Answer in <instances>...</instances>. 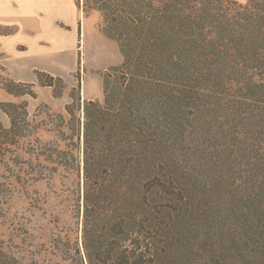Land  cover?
<instances>
[{
    "label": "trees",
    "instance_id": "16d2710c",
    "mask_svg": "<svg viewBox=\"0 0 264 264\" xmlns=\"http://www.w3.org/2000/svg\"><path fill=\"white\" fill-rule=\"evenodd\" d=\"M74 3L85 15L100 13L122 60L101 72L102 100H82L77 77L66 116L50 115L54 141L41 140L26 100L0 101L9 119L0 123V198L73 173L79 237L56 233L60 260L50 264H172L168 221L186 187L199 183L181 155L227 161L228 179L247 174L253 190L264 176V0ZM33 73L54 97L68 88L60 76ZM34 85L0 74V88L15 98H35ZM194 132L214 145H185ZM250 250L264 264V239ZM0 264L26 263L0 244Z\"/></svg>",
    "mask_w": 264,
    "mask_h": 264
},
{
    "label": "rangeland",
    "instance_id": "374dc122",
    "mask_svg": "<svg viewBox=\"0 0 264 264\" xmlns=\"http://www.w3.org/2000/svg\"><path fill=\"white\" fill-rule=\"evenodd\" d=\"M68 2L71 8H75L73 0ZM97 13L93 10L90 12L92 16ZM8 29L0 26V32H6ZM79 40H81V33ZM80 45L81 41L78 42V47ZM79 51L81 60V48H78V53ZM75 52V49L71 50L66 68L63 71L60 69L65 76L60 75V77L68 85L63 93L65 103L61 111H56L47 103L35 99L37 94L35 98L29 95L6 98L0 94V101H27L30 118L39 123L38 135L43 141L56 139V132L47 130L56 127L58 123L55 117L51 118L50 115L62 113L66 116L65 105L71 102L69 97L71 83L68 80L71 79L75 85L77 77L83 76L80 66H78L79 73L78 69L74 71L67 69L74 67ZM121 59L119 54V62ZM102 71L99 73L101 74ZM0 74H8L5 67L0 66ZM3 117L4 121L1 120ZM0 123L9 125V119L1 108ZM183 141L185 145L195 142L197 150L214 145L213 142L199 139L195 132L190 133ZM192 151L195 152L191 150V153ZM180 158V164L187 162L186 165L188 163L192 165L191 170L195 172L199 183L195 187L187 186L186 189L191 191L189 196L182 201L179 200L172 210V219L168 221L171 223L172 232L170 237L172 244L169 246L172 249L171 255L174 253L176 256L174 255L173 259H167V262L174 261L172 264H260L258 261L254 263L248 257V253L249 251L251 254L254 253L250 250L252 246L256 244V241L264 239V233H260L256 228L264 226V176L259 177L261 183L258 182L253 190V187L244 182L247 174L243 176V173H237L236 178L232 176L228 179L227 161L221 162L222 159L212 160L206 156L192 154H187L185 157L181 155ZM190 160L192 162H189ZM221 164L225 170L220 167ZM77 182L75 174L61 172L56 174L50 182L34 183L29 193L19 188V191L13 192L6 200L0 198L1 247L12 252L26 264H50L59 261V257L53 254L52 237L56 233L62 236L68 234L72 240H75L80 233Z\"/></svg>",
    "mask_w": 264,
    "mask_h": 264
},
{
    "label": "crops",
    "instance_id": "0c3cea01",
    "mask_svg": "<svg viewBox=\"0 0 264 264\" xmlns=\"http://www.w3.org/2000/svg\"><path fill=\"white\" fill-rule=\"evenodd\" d=\"M73 4L75 8L70 7L68 0H0V26L9 28L8 33L0 32V66L5 67L12 79L34 83L35 99L56 111L64 108L65 94L54 97L52 87L38 84L33 69L64 76L60 69L66 68L72 49L76 50V62L67 69H78V48H81L82 100H102L99 71L121 62L117 43L100 30V13L85 15L74 0ZM68 82L74 85L71 79ZM0 94L14 97L2 89Z\"/></svg>",
    "mask_w": 264,
    "mask_h": 264
}]
</instances>
